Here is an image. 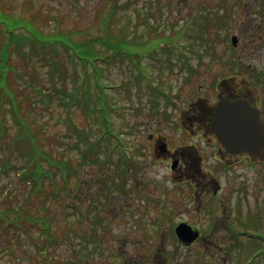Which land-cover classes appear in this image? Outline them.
Listing matches in <instances>:
<instances>
[{"label":"rangeland","instance_id":"rangeland-1","mask_svg":"<svg viewBox=\"0 0 264 264\" xmlns=\"http://www.w3.org/2000/svg\"><path fill=\"white\" fill-rule=\"evenodd\" d=\"M111 9L114 16L104 29ZM0 11L29 20L43 36L60 34L79 43L107 35L113 42H127L129 48L127 54L116 56L96 46L95 51L109 59L97 62L95 76L85 74L91 65L83 70L77 62L64 61L62 54L52 68L46 61L49 52L32 44L24 45L22 52L11 49L7 70L13 67L9 80L16 93L25 86V79L47 85L50 71L67 80V89L72 88L73 72L89 95L70 112L53 102L46 111L36 104L31 112L25 109L37 135L48 137L45 146L78 161L77 152L64 146L65 139H53L68 131V124L57 121L58 117L80 127L93 125L96 136H104L106 126L94 109L106 103L112 137L105 135L110 139L105 144L112 152L81 164L77 175L69 179L73 192L58 200L47 194L53 190L50 184L44 185L43 195L29 196V189L14 175L0 178L1 202L7 191L11 193L0 213L10 208L13 213L20 211L21 217V224L15 225L0 215V264H131L135 259L144 264H245L249 259L250 264H264L249 256L252 251L264 252L261 243L242 236L236 242L220 228L208 237L203 234V254L198 241L190 249L175 250L172 221L186 218L207 227L209 205L223 222L232 224V232L247 228L264 235L260 227L264 157L251 163L241 157L237 166L218 171L208 146L212 139L196 137L195 125L192 133L185 123L174 130L166 119L183 116L198 97L213 101L215 83L222 79L223 89L244 90L264 114V81L262 86L252 83L253 67L256 72L264 70V0H0ZM256 26L259 33L252 29ZM232 35L238 36V49L231 46ZM1 41H5L2 34ZM173 45L175 51L169 49ZM185 52L190 69L178 59ZM31 98L36 100V93ZM159 137L170 150L175 145L194 147L201 172L212 171L196 204L194 198L190 202L188 189H183L187 184L180 182L179 191L173 189L167 167L155 162L151 140ZM212 177L223 182L217 194L209 181ZM67 204H74L76 211H63ZM32 215L35 220L29 219ZM39 216L50 222L48 233L38 224ZM79 217L84 218L80 223Z\"/></svg>","mask_w":264,"mask_h":264},{"label":"trees","instance_id":"trees-1","mask_svg":"<svg viewBox=\"0 0 264 264\" xmlns=\"http://www.w3.org/2000/svg\"><path fill=\"white\" fill-rule=\"evenodd\" d=\"M114 13L115 10L111 9L104 18V29L109 25ZM1 34L5 37V41H1L0 44V110H2V113H0V178L9 177L11 174L14 175L20 184L26 185L27 189H29V196L43 195L45 193L44 185L50 184L53 190L47 194L55 200L61 199L63 194L68 195L73 192L69 179L71 176L77 175L81 164L88 165L96 162L94 160L95 157L102 154V152L105 154L112 152L108 145L105 144V139L110 140L109 137H112L106 119V113L108 112L106 103L101 104V111L94 109V112L99 115V119L106 126L103 134H109V137L105 135L96 136L93 125L87 124V127H80L71 123L70 120L68 122V118L58 117L57 121L68 124V131L58 134L53 139L58 137H61V140L65 139L64 146L66 145L70 150L77 152L79 162H72L65 158L63 154H59L53 147H49L50 145H47V148L44 141L48 137L43 133L42 135H37L36 127L33 125L30 116L25 113V109L28 108V111L31 112L30 109H35L34 104H36L40 106V109L42 107L46 111L50 103L53 102L55 105L58 103L66 107L67 111L70 112V107L80 102L84 103L89 98V95L87 92H83L86 90L84 83H77V77L73 72H71L72 82H70L72 83V88L67 89L65 85L67 80L65 78H57L58 73L53 76L50 71L51 78H49L47 85H37L36 82L39 80L33 79L31 81L25 79V86H22L19 92L16 93L9 80L13 67L10 71L7 70L11 49L14 47L16 51L22 52L24 45L32 44L35 48L49 52L50 55H47L46 61L52 68L59 64L60 54H62L64 61L66 59L68 64L77 62L80 65L82 64L83 67H87V63L95 60L96 51L92 46L94 42L108 43L110 44V49L118 53L123 51V44L126 42L121 40L113 42L107 35L102 36L100 39H86V41L79 43L69 42L68 37L60 34L55 37L43 36L40 31L32 26L29 20L16 18L2 11H0ZM67 45L72 47H70V55H65L62 52V50H68L69 47ZM73 65L78 67L77 64ZM95 71L97 72L96 67L90 72L87 71L88 73L85 72V74L89 75V73H92L95 75ZM59 77L61 76L59 75ZM34 93H36V100L31 98ZM97 97L99 98L98 94ZM87 110H89V106ZM101 189L103 190V187ZM10 194L7 191L3 202H1L2 199L0 198V207L5 205L4 202L9 198L7 196ZM76 208L74 204H67L62 207V210L72 209L75 211ZM43 210L47 212L45 207H43ZM0 215L4 217L7 223L21 224L20 211L13 213L12 209L7 208L1 211ZM35 217L32 215L29 219L35 220ZM13 218L14 221H12ZM38 220V224L42 226L45 233H48L50 222L46 219V216H39Z\"/></svg>","mask_w":264,"mask_h":264},{"label":"flooded vegetation","instance_id":"flooded-vegetation-1","mask_svg":"<svg viewBox=\"0 0 264 264\" xmlns=\"http://www.w3.org/2000/svg\"><path fill=\"white\" fill-rule=\"evenodd\" d=\"M255 59L257 58H253V60ZM219 84H217L216 89H214L213 101L206 99L208 97H203L204 99L198 97V99L200 98V100L195 101L193 104L189 103V106L184 111L185 114L183 116L181 115L175 118L166 116V119L168 118L169 124L171 123L172 126H174V130H179L177 129L178 127L176 128V125L183 126V124L185 123L187 124V129L190 130L191 133L194 130L191 127H193L194 125L196 126V137H200L203 139L210 137L212 139V142L209 143L208 146L211 148V157L215 162L218 171H224L225 169L230 168L231 164L237 166L238 159L241 157V159L248 158V160L250 161L249 163H251L256 159H261L263 156L255 157L249 156L246 153H231L220 146L221 144L219 143L216 134L212 131V122L214 119L213 117L216 104L222 99H226L229 101L241 99L248 102L251 106L257 107L260 110V116L262 118H264V114L262 106H258L255 102H253L255 98L253 99L246 95L244 90L228 86L223 89L225 85L223 86L221 84L219 86ZM207 102H209V104H207ZM151 137L152 136H150V138ZM151 141V150L154 153L153 156H155V162H161L167 167V170L170 174L169 180L173 184L172 188L176 191H179V183H186L187 185H185L183 189H188L190 202H192L194 198L193 202L195 203V199L199 198V193H203V190L205 189L204 186L208 177L213 175L212 171L206 170V173H204V171L201 172V169L199 167L200 158L195 154V150L193 149L194 147L192 146L175 145V147L170 150L166 142L163 141V138L161 137L153 138ZM209 181L213 185V193L217 194L223 188V182L221 180H218V178L212 177ZM184 197L185 199L183 201H186L187 196ZM217 199H219V197ZM206 201L208 202L207 199ZM226 202L227 200H225V205L227 206ZM207 214L209 219L207 227H203L200 224L191 222L186 218H178L176 221H172L171 230L174 232L177 231V229L178 231L183 229L182 235L185 237L184 239H180L175 234V232L174 234H172L175 243L174 248L176 251L181 250V247L186 248V250L190 249L191 244L198 241L200 243V245L198 246V250L203 254L206 250L202 245V239L205 238L203 237V234L208 237L210 234L216 232V229L219 228L221 229L219 231L226 234V236L228 235L229 237H232L234 239L237 238L232 233V224L229 222H223L212 205H209ZM260 225L261 228L264 226V215H262L260 219ZM161 236H163V234ZM95 237H97V235H95ZM250 237L264 240V235L262 234H254L249 236L248 238ZM131 264H144V262H142L141 259H135V261H133Z\"/></svg>","mask_w":264,"mask_h":264},{"label":"water","instance_id":"water-1","mask_svg":"<svg viewBox=\"0 0 264 264\" xmlns=\"http://www.w3.org/2000/svg\"><path fill=\"white\" fill-rule=\"evenodd\" d=\"M212 128L231 153L246 152L254 156L264 153V119L244 100H221Z\"/></svg>","mask_w":264,"mask_h":264}]
</instances>
